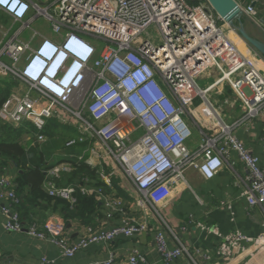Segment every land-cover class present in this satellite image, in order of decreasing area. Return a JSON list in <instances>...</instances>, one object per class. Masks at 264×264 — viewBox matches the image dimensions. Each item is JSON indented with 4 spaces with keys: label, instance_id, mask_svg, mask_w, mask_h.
Here are the masks:
<instances>
[{
    "label": "built area",
    "instance_id": "1",
    "mask_svg": "<svg viewBox=\"0 0 264 264\" xmlns=\"http://www.w3.org/2000/svg\"><path fill=\"white\" fill-rule=\"evenodd\" d=\"M41 1L0 0V10L18 24L12 34L11 27L4 29L0 41V78L16 82L0 107V117L15 127L33 125L35 139L42 143L48 139L43 131L48 121L60 118V110L66 111L75 118L79 131L66 146L94 141L92 154L100 156V150L104 151L107 164L132 183L135 198L130 205L125 203L113 187L116 171L100 168L95 159L84 162L96 169L113 196L86 184L58 186L56 179L73 167L69 162L50 167L45 174L53 178L43 184L50 196L74 204L79 190L97 194L99 199L103 196L113 209L105 213L100 227L81 225L79 238L73 241L61 216L27 222L19 210L14 177L5 173L0 176L5 231L48 238L62 256L73 257L91 244L145 234L150 223L139 220L135 213L119 224L108 225L115 212L128 211L124 208L130 206L156 215L159 225L154 238L164 264L180 256L198 264L191 247L177 238L161 216L160 207L180 188H192L186 175L189 168L211 179L225 164L234 169L228 156L236 151L245 167L241 196L247 200L246 207L248 211L254 206L264 210L260 158L235 134L238 126L264 110L260 63L264 56L248 45L241 48L237 30L218 16L208 0ZM241 7L243 16L264 32V0H250ZM39 17L49 22L50 32L33 28ZM151 25L158 27L159 42L143 36ZM27 29L32 31L29 39L21 37ZM99 40L106 44L101 47ZM206 72L215 80L201 88L197 78ZM213 92L216 99L211 97ZM238 102L242 115L227 122L222 114ZM192 126L201 135L195 146H190ZM262 140L264 146V132ZM195 223L221 239L216 253L223 258H234L241 251L246 255L243 264H252L264 254V230L256 237L240 231L224 235L217 226ZM182 228L188 230L189 225ZM163 229L173 234L174 247ZM248 241L256 245L254 252L246 249ZM115 255L112 252L106 259L85 264H115ZM48 263L43 257L33 264ZM127 264L151 263L134 250Z\"/></svg>",
    "mask_w": 264,
    "mask_h": 264
},
{
    "label": "crops",
    "instance_id": "2",
    "mask_svg": "<svg viewBox=\"0 0 264 264\" xmlns=\"http://www.w3.org/2000/svg\"><path fill=\"white\" fill-rule=\"evenodd\" d=\"M238 1L242 6H246L250 0ZM0 14L1 21L8 22L11 20L12 23L14 22L13 18L4 11L0 10ZM262 18L264 21V14H262ZM246 19L253 25L248 18ZM255 26L261 31V35L258 37L250 31L249 32L264 41V32L257 25ZM4 29L7 28H4L3 24L0 23V33L2 34V38ZM240 42L241 48H243L242 46L245 45V41L240 40ZM260 63L264 69V60H260ZM2 81L3 79L0 78V82ZM14 88L15 87H13V90ZM226 93L230 94V90L228 89ZM60 112V118H52L49 121L53 120L65 127H72V130L75 131L68 130V133H71L73 137H76L79 134V131L74 125L75 118L70 116L64 110H60ZM242 113L243 110L241 103L238 102L235 105L228 106L222 116L227 122H230L240 117ZM30 125L31 124H27L28 127ZM58 132L59 131H57V133ZM263 132L264 110L251 121L238 126L235 129L236 136L259 156L260 165L264 169ZM27 136V141L29 142L28 147L31 148L32 146H36L39 148L40 146H43L46 149L51 150L45 160L48 168L44 170L43 173L48 171L49 168L56 163L68 162L70 159L78 161L80 157L83 158L82 163L87 164L90 169H93L88 163H85L84 160L95 159V162L100 164V168L105 170L113 169L116 171L113 178V187L116 190V193L118 192L128 205L133 202L135 191L132 183L122 174V172L107 164V158L104 156V151L102 149L100 150V156L92 154L91 148L95 145L94 141L90 144L89 141L81 142L73 147H67L65 144L66 147L62 148L56 147V143L60 142L61 139V137L57 135L51 138L47 135L48 139L45 143H39L36 139L30 140L31 136ZM198 142L200 141L194 138L190 143V146H195ZM29 155L32 157L33 153H30ZM228 161L233 164L234 169H232L229 164H225L220 172L211 179H205L196 169L189 168L186 175L192 188L187 186L180 188L174 192L168 203L160 207L161 216L172 228L171 230L177 238L183 244L191 247V252L198 264H243L246 255L241 251L237 252L236 256L231 259L223 258L221 255H218L216 251L221 243V239L211 232L199 227L195 222L217 226L224 235L240 231L249 237H256L264 230V210L260 206H254L248 211L246 207L247 200L241 196L242 189L244 188L242 179H244L245 176V167L241 162L238 153L236 151H231L228 156ZM94 170L96 172V169ZM17 172L18 168L14 162L10 161L3 166L0 162V176L7 173L13 176L15 181ZM44 175V183L53 178L51 175H46L45 173ZM91 179L87 178L86 181L89 180L88 183L92 186L89 184L86 185L94 187V181ZM66 184L67 183L63 181L62 184L57 185L61 186ZM104 194H106V192ZM107 195L113 196L114 193L110 191L107 192ZM99 200L100 204L96 211L99 217L93 226L94 228L100 227V224H102L105 219V213L107 211H113L111 207L106 205L103 196L100 197ZM61 207L62 205L59 206V210H50V216H61ZM124 210L128 211L115 212L108 225L119 224L127 215L135 213L138 215L139 220L148 221L150 223L149 229L145 234L133 238L119 237L111 243L98 242L91 244L88 248L78 252L75 256L65 257L61 255L58 247L48 238H36L30 236L25 231H5V216L0 209V264H33L40 261L43 257H46L49 260L48 264H85L94 260L106 259L112 252L116 254L115 264H127L128 255L134 250L141 252L151 264H164L158 254L157 242L154 238V229H157L159 225L156 215L152 212L148 213L142 210L136 211L130 206H128V208L125 207ZM184 225H189V229L184 230L182 228ZM66 226H68L67 232L70 234V239L73 241L77 240L79 238L81 225L74 221ZM163 232L169 241V245L174 247L176 242L173 234L168 229H163ZM245 245L246 249L251 252L256 250V245L252 241L246 242ZM171 264H191V262L188 257L180 256ZM252 264H264V254L257 257Z\"/></svg>",
    "mask_w": 264,
    "mask_h": 264
},
{
    "label": "trees",
    "instance_id": "3",
    "mask_svg": "<svg viewBox=\"0 0 264 264\" xmlns=\"http://www.w3.org/2000/svg\"><path fill=\"white\" fill-rule=\"evenodd\" d=\"M15 85L16 82L12 79H3V81L0 82V107L3 101L12 92ZM72 129V127H65L51 120L47 123L43 131L49 138L55 135L61 137L60 142L56 143V147L64 148L66 147V141L73 137L71 133H68V130L75 131ZM35 131L36 127L33 125L29 127L26 125L14 127L4 121L3 123L0 122V162L3 166L12 161L18 168L14 186L20 197L19 210L21 215L27 222H32L35 219L44 221L50 216V210H59V206L62 205L60 214L65 220L66 225L76 221L80 225L94 226L99 217L96 212L100 204L97 194H83L77 190L76 202L71 204L68 200L52 197L45 191L43 187L45 181L43 171L48 168L45 162L47 156H45L43 151H39L36 154V151H38L40 147L37 148L36 146H32L27 149L20 139L23 134H27L31 136L30 140H34L35 136L33 135ZM57 131L59 132L57 133ZM30 153H33L32 157L29 156ZM68 162L72 165L73 170L64 172L63 175L56 180V184H62V182L65 181L67 183L66 185H91L88 183L89 180L87 182L84 180L92 178L91 180L94 181V187L102 188L104 192L111 191L110 187L102 180L100 175L96 173L97 171L95 172L94 169H90L87 164L72 159Z\"/></svg>",
    "mask_w": 264,
    "mask_h": 264
},
{
    "label": "rangeland",
    "instance_id": "4",
    "mask_svg": "<svg viewBox=\"0 0 264 264\" xmlns=\"http://www.w3.org/2000/svg\"><path fill=\"white\" fill-rule=\"evenodd\" d=\"M246 1H248V0H246ZM41 2H43V3H48L49 2V0H42ZM0 16H1V14H0ZM242 20H243V23H244V25H245V27L247 28V30L248 31H250L251 33H253L254 35H256V36H260L261 34H260V30L253 24H251L247 19H246V17H242ZM0 23H2L3 24V27L4 28H10L11 27V31H10V33L12 34V32L14 31V30H16V28L18 27V24H13L12 22H11V20L10 21H8V22H3V21H1L0 20ZM226 23H224V24H221V25H225ZM32 26H33V28H35V29H38V30H41V31H43L44 33L45 32H50V27H49V22L44 18V17H39V18H37L36 19V21H34L33 22V24H32ZM1 32V31H0ZM159 30H158V27H157V25H151L150 27H148V29L146 30V31H144L143 32V36L144 37H150L152 40H154L155 42H159ZM31 34H32V31L31 30H29V29H27L26 31H24L22 34H21V37H23V38H26V39H29L30 38V36H31ZM242 38V37H241ZM5 39H9V38H6L5 37ZM4 39V40H5ZM2 40V34L0 33V41ZM242 40L243 41H245L243 38H242ZM99 43H100V45H101V47H103L105 44H106V42L105 41H102V40H99ZM1 45V44H0ZM246 45H248L249 46V44L245 41V46ZM1 50V49H0ZM5 60L8 62V58H5ZM215 80V76H208V73L206 72V73H204V74H202L200 77H198L197 78V83H198V85L201 87V88H205V87H207L210 83H212L213 81ZM12 91H14V90H12ZM211 97H212V99H216V94H215V92H213L212 94H211ZM199 102V101H198ZM183 118L186 120V121H189V117L188 116H186V115H183ZM0 122L1 123H3V121L0 119ZM192 131H193V139L195 138V139H197L198 141H201V135H200V133H199V129H198V127L197 126H192ZM33 136H35V135H33ZM27 135L25 134V135H23L20 139H21V142H22V144L26 147L27 146V148L29 149L30 147H28V145H29V142L27 141ZM23 139H25V140H23ZM47 142V141H46ZM45 143V142H44ZM39 151H43L44 153H45V156H48L49 154H50V151L51 150H49V149H45V147H43V146H40V149L38 150V151H36V154L39 152ZM30 156V155H29ZM62 216V215H61Z\"/></svg>",
    "mask_w": 264,
    "mask_h": 264
},
{
    "label": "water",
    "instance_id": "5",
    "mask_svg": "<svg viewBox=\"0 0 264 264\" xmlns=\"http://www.w3.org/2000/svg\"><path fill=\"white\" fill-rule=\"evenodd\" d=\"M208 2L222 20L234 27L250 47L264 56V41L252 35L245 27L242 20L243 10L237 0H208Z\"/></svg>",
    "mask_w": 264,
    "mask_h": 264
},
{
    "label": "bare ground",
    "instance_id": "6",
    "mask_svg": "<svg viewBox=\"0 0 264 264\" xmlns=\"http://www.w3.org/2000/svg\"><path fill=\"white\" fill-rule=\"evenodd\" d=\"M237 38H238V40H239V42H240V40H242V38L241 37H238V36H236ZM241 43V42H240ZM241 46V45H240Z\"/></svg>",
    "mask_w": 264,
    "mask_h": 264
}]
</instances>
